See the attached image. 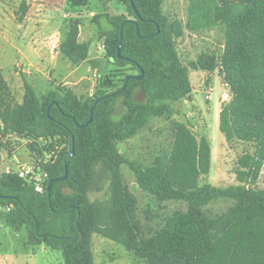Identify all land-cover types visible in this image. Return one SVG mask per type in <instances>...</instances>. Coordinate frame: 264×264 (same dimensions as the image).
<instances>
[{
    "label": "trees",
    "instance_id": "obj_1",
    "mask_svg": "<svg viewBox=\"0 0 264 264\" xmlns=\"http://www.w3.org/2000/svg\"><path fill=\"white\" fill-rule=\"evenodd\" d=\"M101 1H117L128 9V15L108 16L112 29L107 33L106 58L124 72L137 74L124 73L120 84L111 77L102 79L97 93L82 102L71 90L39 97L25 81L21 104L12 103L0 74L4 133L45 140L49 143L44 149L53 153L42 165L47 174L44 193L16 173L0 174V224L15 232L26 228L37 245L61 252L64 264H94L93 234L123 245L146 264H264V190L255 187L264 168V0H222L221 5L194 0L186 27L163 14L161 0H133L143 20L137 19L130 0ZM68 2L74 8L90 4V0ZM153 22L160 34L140 38L137 26L141 36L152 35L157 32ZM215 28L224 35L221 61L213 52L184 65L176 40L185 30L201 33ZM60 50L74 64L89 54L88 45L79 44L75 33L64 39ZM219 64L231 89L230 101L220 113V131L231 147H244L236 162V184L224 188L201 184L211 172L212 148L210 140L199 139L187 123H174L171 152L158 156L151 166L121 154L120 143L191 94L190 69L214 72ZM141 71V80L130 79L126 85L129 76ZM138 93H143L144 101H135ZM119 104L126 112L116 119ZM92 108L93 122L80 128L89 121ZM37 147L32 144L41 156ZM66 163L68 179L55 182L48 194L49 181L65 175ZM122 166L131 169L142 190L159 200L184 201L188 210L170 216L157 234L142 237L137 199L124 187ZM107 181L111 201L92 202L89 194L102 191ZM223 198L237 203L219 216L204 212V207Z\"/></svg>",
    "mask_w": 264,
    "mask_h": 264
},
{
    "label": "rangeland",
    "instance_id": "obj_2",
    "mask_svg": "<svg viewBox=\"0 0 264 264\" xmlns=\"http://www.w3.org/2000/svg\"><path fill=\"white\" fill-rule=\"evenodd\" d=\"M211 1V0H208ZM221 5L222 0H214ZM194 0H161V10L170 21H181L186 27ZM25 5L26 13L22 8ZM128 15L127 7L117 1L90 0L84 8L72 7L68 0H0V74L7 84L13 104L23 103L25 81L30 83L39 97L49 92L71 90L82 102L93 97L101 88L102 79L120 84L124 73L136 71L119 68L107 58V33L112 29L108 16ZM100 16L99 20L96 17ZM75 33L79 44L89 47L88 58L74 64L65 57L60 45ZM180 60L184 65L196 62L201 55L216 53L220 61L224 49V35L219 28L191 33L185 30L176 40ZM191 94L172 104L170 111L156 118L133 137L118 145L121 154L144 166H151L158 156L169 154L175 137L174 123H187L200 139L206 136L212 148V168L201 178V184L227 187L236 184L235 168L242 146L231 147L220 131V113L230 101L231 89L222 66L214 72L190 69ZM135 101H144L138 93ZM126 109L119 104L116 119ZM43 151L39 156L32 144ZM49 142L34 141L12 133H4L0 122V174H15L19 165L29 166L37 176L44 173L53 153L44 149ZM10 170V172H8ZM125 189L137 199V218L142 226V237L157 234L167 219L178 211H187L188 204L181 200L163 201L142 190L128 166L121 167ZM264 190V168L255 186ZM90 199L95 203L111 201L110 181L103 190H94ZM233 199H218L204 207L211 217L219 216L236 205ZM1 212V210H0ZM94 264H146L134 253L99 234L91 237ZM0 264H64L61 252L37 245L26 228L15 232L0 224Z\"/></svg>",
    "mask_w": 264,
    "mask_h": 264
},
{
    "label": "water",
    "instance_id": "obj_3",
    "mask_svg": "<svg viewBox=\"0 0 264 264\" xmlns=\"http://www.w3.org/2000/svg\"><path fill=\"white\" fill-rule=\"evenodd\" d=\"M130 4H131V6H132V8H133V11H134V13H135L137 19H138V20H143L142 17H141V15L139 14L138 9H137V7H136V5H135V3H134L133 0H130ZM133 22L137 23V20H134ZM153 24L156 26V28H157V32H155V33L152 34V35L141 36V35H140V32H139V28H138V26H137V28H136V33H137V35H138L140 38H142V39H150V38H153V37L159 35L160 32H161V29H160L159 25H158L156 22H153ZM122 41H123V36H122V33H121L120 43H122ZM120 54H121V49L119 48V50H118V56H119V57H121ZM143 77H144V72H143V71H141V74H140V75L129 76V77L126 79V85H127V83L129 82L130 79L141 80ZM126 85H125V86H126ZM124 89H125V87H124L121 91H123ZM121 91L115 92V93H113V94H111V95H109V96H107V97L115 96V95L119 94ZM104 99H105V97H104V98H101V99H99V100H97L96 104H100ZM51 107H52V105L49 107V110L51 109ZM93 119H94V109L92 108L89 121H88L86 124H84V125H79V127H80V128H86V127H88V126L93 122ZM74 155H75V146H74V144H73V147H72V156H74ZM68 176H69V164L66 163V164H65V175L62 176V177H60V178H58V179H55V180H51V181H49L48 186H47V192H48V194H50L51 189H52V186H53V184H54L55 182H63V181H66V180L68 179Z\"/></svg>",
    "mask_w": 264,
    "mask_h": 264
},
{
    "label": "built area",
    "instance_id": "obj_4",
    "mask_svg": "<svg viewBox=\"0 0 264 264\" xmlns=\"http://www.w3.org/2000/svg\"><path fill=\"white\" fill-rule=\"evenodd\" d=\"M1 159V155H0ZM10 172V170H8ZM16 174L28 183H33L37 192L44 193L46 190L47 174L44 172L41 176H37L35 170L29 166L19 165Z\"/></svg>",
    "mask_w": 264,
    "mask_h": 264
}]
</instances>
